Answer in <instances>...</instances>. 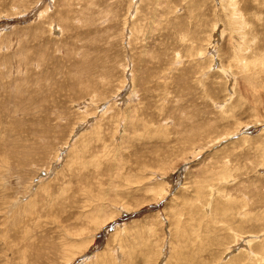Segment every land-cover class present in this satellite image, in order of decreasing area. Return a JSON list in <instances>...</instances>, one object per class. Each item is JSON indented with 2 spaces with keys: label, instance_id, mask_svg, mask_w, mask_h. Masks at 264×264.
<instances>
[{
  "label": "rangeland",
  "instance_id": "rangeland-1",
  "mask_svg": "<svg viewBox=\"0 0 264 264\" xmlns=\"http://www.w3.org/2000/svg\"><path fill=\"white\" fill-rule=\"evenodd\" d=\"M0 264H264V0H0Z\"/></svg>",
  "mask_w": 264,
  "mask_h": 264
}]
</instances>
